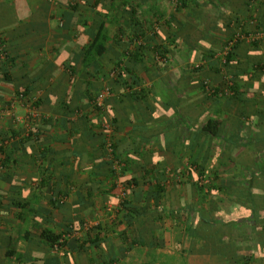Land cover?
Returning <instances> with one entry per match:
<instances>
[{"label": "crops", "instance_id": "1", "mask_svg": "<svg viewBox=\"0 0 264 264\" xmlns=\"http://www.w3.org/2000/svg\"><path fill=\"white\" fill-rule=\"evenodd\" d=\"M54 1L0 0V41L12 56L8 64L0 58V264H99L101 255L115 259L111 264H179L175 261L184 256V264H226L218 255L180 249L177 241L187 240L180 232L188 206L203 218L229 222L217 225L223 230L218 238L241 241L238 251L244 258L234 264H264V121L259 115L264 109L259 100L264 97V67L252 69L264 65V42L255 47L243 41L230 71L222 67L251 101L230 104L210 99L200 86L204 78L222 79L209 66L214 61L201 60L198 51L188 62L183 56L184 48L202 41L200 27L225 29L221 10L212 3L204 5L200 24L190 20L189 7L177 9L171 0ZM223 2V10L248 21L251 12L244 0ZM262 10L264 4L252 12L262 17ZM186 21L196 26L187 37L192 43L183 40L186 30L180 32L182 44L175 55L186 72L180 66L164 68L155 50L162 43L172 48V31ZM102 24L105 51L84 61L83 50ZM225 34H213L210 41L217 43L212 45L219 47ZM139 47L144 51H137ZM125 49L131 51L127 57ZM121 58L138 76L132 88L124 84L126 76H110ZM200 62L208 67L189 72ZM106 85L110 94L96 114L91 99ZM25 88L29 100L13 99ZM242 106H248L251 116L237 120V107L241 115ZM85 112L102 128L111 121L113 152L102 147L103 136L91 134ZM209 118L223 121L218 136L204 131ZM193 161L217 188L205 197L195 186ZM250 191L255 205L248 200ZM55 196H64L61 205L55 204ZM125 198L130 199L128 208L116 218ZM253 206L257 221L247 219ZM136 208L142 213L139 219L131 216L138 213ZM165 208L183 219L162 217ZM136 222L143 233L137 232ZM161 225L168 244L152 246L156 237L151 229ZM68 230L61 249L51 247L44 234L65 235ZM135 236L143 243L127 245ZM88 237L95 243L88 241L83 249ZM156 252L161 260L153 263Z\"/></svg>", "mask_w": 264, "mask_h": 264}, {"label": "trees", "instance_id": "2", "mask_svg": "<svg viewBox=\"0 0 264 264\" xmlns=\"http://www.w3.org/2000/svg\"><path fill=\"white\" fill-rule=\"evenodd\" d=\"M51 1V0H50ZM216 1V2H215ZM255 1L256 0H244V2L246 3V7H247V11H250V15L248 16V21L246 19L243 18H239V16H232L230 13L226 12L225 10V2H223V0H177V9H182V8H190L192 16L191 17V21H195L197 23L204 22V19L201 17L203 14H206L205 11H203V9L205 8V6L209 5V3H212L214 6L218 7L221 10V13L223 12L224 16L221 15V13L219 14L220 18L219 19H223L225 21V29L223 30H219L218 32L222 33V37L223 34L226 33L224 36V40H220L221 43H219V47L216 46L215 44V48L214 45H212L213 43H217L215 41H210V38L212 37L213 34L218 33L217 32V28L212 26V31H206L204 29H200L199 28V32H200V36L202 39V41H204V44L202 43V41L200 42L199 46H190V47H186L184 48V50L186 51L184 58L185 61H190V58H192L193 56L196 57V54H193L194 52L198 51L200 52V54H198V57L201 58V60H205V59H210L212 61H214L213 63H211L209 66L211 68H215V70L217 72L221 73L222 79L220 81H216L213 80L211 78H204L203 80H201L200 86L203 89V91L206 93V95L210 98V99H219V100H226L229 101L230 104H242V105H248L249 102H251L249 99H246L244 94L242 93V91L240 90V84L235 80V78H233L234 76H230V80L232 81V85L229 84V81L227 80V78L229 77V72L223 73L222 67L224 68H228L227 71H230V62L236 57L237 55V50L239 45L243 42V41H239L236 42V44L233 46V48L228 52V54L226 55V60L225 62H221V59L219 57H217V52L220 48H222L225 44L228 43L229 40H231V38L234 36V34L236 33V31L239 29V27L243 26V30L247 33H249L252 30V23L254 22V25L256 27L257 30L262 29L264 30V10H262L263 15L261 16H257L255 17L253 14V10H256L258 8L259 5L264 4V0H260V2H258V6L257 8H255ZM259 1V0H258ZM52 2V1H51ZM205 5V6H204ZM226 15V16H225ZM190 21V22H191ZM190 22L186 21V23H183L184 25L182 27L179 28L178 32L177 31H172L173 33L172 35V39L169 40L171 45H173L172 48H170L167 44H163L162 43V47H159L158 49L155 50L156 54L159 56V58H162V65H164V68H175V67H182V69L184 70V72H186V68H184V64H180L179 60L177 59V57L175 56L177 54V52L179 51V45L182 44V40L181 38V34L180 32H183L184 30H186V34H184V38L183 40L188 42V43H192L191 41H189V37L191 35V30H192V26L196 27L194 24H191ZM247 23V25H246ZM253 25V26H254ZM206 28V26H205ZM183 34V33H182ZM180 37V38H179ZM183 37V36H182ZM107 40V34L104 31V24H102V30H99L96 32V34L93 36V40L92 42L83 50V60H89L90 58H93V56L96 55H100L105 51V41ZM181 40V42H179ZM209 42L210 46L207 47L205 44ZM261 42H264V38L263 39H259V40H255L253 42L250 43V45L258 47ZM197 44V43H196ZM137 51H144L143 47H139L137 49ZM125 56L127 57V55L131 54V51L129 49H125ZM197 52V53H198ZM202 53V54H201ZM0 58L2 59L1 61L3 62V64H8L9 61L12 60V56L11 53L9 52V49L7 47H5V42L0 41ZM195 60V59H194ZM200 60V59H199ZM198 61V60H196ZM218 64H220V66L218 67ZM254 67L253 72L256 71V69H261L264 67L263 64H257V65H253ZM208 66L206 64H204V62H200L197 66L195 65V63H193L190 66V71H195L197 73H200L201 71H203L205 68H207ZM221 69V70H220ZM112 70L116 71V75L115 78L116 79H124L125 76L126 78L123 80L124 84L126 86H128L129 88H132L133 84H137V79L135 77V75L137 76L136 72L133 71L131 68L128 67V65H126L124 63V58H121L120 61H118L116 64H114V68ZM251 72V71H250ZM231 73V72H230ZM5 75V77L8 75L9 76V72L7 69H5L3 67V76ZM7 76V78H8ZM138 77V76H137ZM114 78V77H113ZM206 79H210L211 81H214L215 85H216V91L213 94H209L206 90L205 87L203 86V82ZM230 89L231 93H225V89ZM220 92H223L222 95H220ZM133 93V92H132ZM30 94V90L29 89H23V90H17V93L13 96L14 98H17L20 96V98L22 99H28L29 100V95ZM92 98V97H91ZM96 99V96L93 97L91 99L92 102V110L94 111L96 114H99L100 111H102L101 107L96 106V104L94 103ZM254 100V98H253ZM263 104H264V97H262L261 99H259ZM35 103L37 104V100L33 101V104L35 105ZM254 104V103H252ZM12 105V102H9V106ZM241 107V106H240ZM240 107H237V120H240V116H245V118L248 116V114H250V109L248 108V106H242L244 107V111L242 112L241 115H238L239 109ZM260 110V114L262 117V121H264V109ZM255 113L257 114V112L255 111ZM252 114V115H256V114ZM91 114L89 112H85L83 114V116L89 121V129L92 135L94 136H103V141H102V147H104L105 149H107L106 146V138H107V134L108 131H106L104 128H102V124L101 123H92L91 122ZM251 116V114H250ZM222 120L220 118H209L205 124L203 125V129L204 131L208 132V134L212 135V136H218L220 134V126L222 125ZM111 124V121H110ZM112 126V125H111ZM253 128V126H252ZM253 134V133H252ZM111 140H112V150L114 151L116 148V144L114 141V138L111 135ZM256 147H258L257 149L259 151H261V143L260 140L256 141ZM263 149H264V145H263ZM112 151V152H113ZM107 165H111L112 162L108 161L106 162ZM192 166H194L195 171L197 172V178L195 180V186L196 188L200 191V193L205 197L207 194H209L212 189H217V188H213L212 184H213V179L212 177L208 176L205 174L204 169L202 168V166L197 163L196 161H193V163L191 164ZM207 178L208 182L205 184H200L199 181L201 178ZM164 189L162 188V191ZM59 195V194H58ZM137 196V195H136ZM158 196H156L157 198ZM255 194H253V192L250 191L248 200H250L252 202L253 205L256 204V199H255ZM159 198V197H158ZM54 200L56 201L55 204L56 205H61V201L59 200L58 196H55ZM129 200L125 198L124 200H122V202L120 203L119 206V210L117 211V214L115 215L116 218H120L121 215H123V210L126 208H128L129 204ZM187 206V205H186ZM184 217L185 220H182V228H181V236L184 237L185 241H177L179 244H181V250L182 251H187L188 254H193V253H200V254H208V255H218L220 256L226 264H234V263H239L241 262L242 258H244L238 251V247L241 244V241H238L237 239H231V240H227V241H223L222 238L220 237V239L218 238V235L222 234L223 235V230L220 226L217 225H223L224 223H228L224 221L221 218L218 219H213V217L210 215L209 218H203L201 216V214L199 213V211H196L193 206H188L184 208ZM136 212L138 211V213L135 212H131L133 215H130L134 218H138L141 217L142 213L139 212V210L136 208L135 209ZM165 210V211H164ZM251 214H249L247 216L248 220H256L260 218L259 216V212H257L255 210V207L253 206L251 209ZM176 210L174 209H168L165 208L162 211V217L163 215H167L170 214L172 215V218H174L175 221H179L180 218L183 219V217L181 215L176 214ZM192 213H195V215L197 216V214H199V218L198 216H194L192 215ZM222 213L221 209L220 212ZM129 214V213H128ZM180 214V211H179ZM180 216V218H179ZM192 217V218H191ZM122 219V218H121ZM120 219V221H122ZM240 222L243 223V221L241 220ZM136 225V230H138L137 232L140 233L142 232L140 230L139 225H137V222L135 223ZM180 225V224H179ZM161 228H164V225H162V227L159 228H152L151 232L154 234L155 241L152 242V246L154 245H164L166 246L168 243L165 242V240L162 237V230ZM159 231L160 237L158 235H156L155 233H157ZM226 232V231H225ZM90 234H92V231L90 230L89 232ZM130 233H133L132 230H130ZM143 233V232H142ZM45 237L49 239L51 247H53L55 249H61L64 245H66L67 243V239H68V234H70V230L64 232L65 235H63V233H53L51 231H46L45 233ZM141 234V233H140ZM134 235V234H133ZM235 235V234H234ZM67 236V237H66ZM91 236V235H89ZM179 234L177 235V240ZM135 239H132V241L126 242L128 243L127 245H131L135 242H138L139 244H142L143 242L141 240L137 239V236L134 237ZM91 241L92 244L95 243V239L88 237V239H86L85 241L82 242L83 245V249H87L89 246H87V242ZM97 241V240H96ZM57 244V246H55ZM86 244V245H85ZM98 244V243H97ZM81 245V246H82ZM130 245V246H131ZM187 256V255H186ZM105 256L101 255V259L99 260V264H111L115 259H112L108 257H106V259H104ZM186 257L184 256V259ZM182 259V261L178 260L175 261V263H182L184 264L185 260ZM111 262V263H110ZM179 263V264H180Z\"/></svg>", "mask_w": 264, "mask_h": 264}, {"label": "built area", "instance_id": "3", "mask_svg": "<svg viewBox=\"0 0 264 264\" xmlns=\"http://www.w3.org/2000/svg\"><path fill=\"white\" fill-rule=\"evenodd\" d=\"M52 2H55L54 0H51ZM177 2V0H175ZM252 23V30L247 33L243 30V26L239 27V29L236 31V33L234 34V36L231 38V40L228 41L227 44H225L222 48H220L217 52V57H219L221 59V62H225L226 60V55L228 54V52L233 48V46L236 44V42L239 41H245L248 43H251L255 40H259V39H263L264 38V30L259 29L257 30L254 22ZM254 25V26H253ZM162 60V58H160ZM116 75V71L115 70H111L110 72V76L115 77ZM227 80L229 81V84L232 85V81L230 80V76L227 78ZM203 86L205 87V90L209 93V94H213L216 91V85L213 81H211L210 79H206L203 82ZM110 86L106 85L105 88L96 96V99L94 101V103L96 104V106L101 107L103 105L104 99L107 95L110 94ZM225 93H231L230 89H225ZM223 92H220V95H222ZM17 98H20L17 97ZM22 99V98H20ZM12 107H15V103L12 104ZM30 114H32L33 116L36 115L34 111H31ZM103 128L108 131L107 134V138H106V146L109 152H112V140H111V125L110 123H103ZM208 182L207 178H201L199 183L200 184H205ZM59 200L61 202L64 201V196H60ZM57 246V244L55 245ZM56 249V247H55Z\"/></svg>", "mask_w": 264, "mask_h": 264}, {"label": "rangeland", "instance_id": "4", "mask_svg": "<svg viewBox=\"0 0 264 264\" xmlns=\"http://www.w3.org/2000/svg\"><path fill=\"white\" fill-rule=\"evenodd\" d=\"M171 3H173L174 5H176L177 6V2L175 1V0H171ZM214 82V81H213ZM117 214V213H116ZM160 227H162V225L160 226ZM116 228H117V226H116ZM118 228H119V226H118ZM117 230V229H116ZM161 230H162V228H161ZM178 231L180 232V230L178 229ZM177 238V237H176ZM181 248V247H180ZM152 254L153 253H151V256H152ZM154 255H155V261L153 262V263H156V262H160V260H161V257H157V256H159V253L158 252H156V253H154ZM154 258V257H153ZM152 258V259H153Z\"/></svg>", "mask_w": 264, "mask_h": 264}]
</instances>
